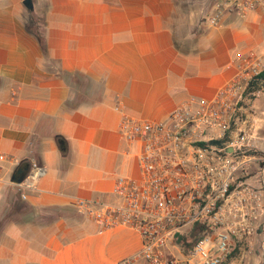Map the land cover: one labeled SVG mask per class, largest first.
<instances>
[{
	"label": "crops",
	"instance_id": "0c3cea01",
	"mask_svg": "<svg viewBox=\"0 0 264 264\" xmlns=\"http://www.w3.org/2000/svg\"><path fill=\"white\" fill-rule=\"evenodd\" d=\"M177 1L0 0V264H116L140 249L137 230L101 231L76 207L118 202V177L139 174L140 144L122 137V117L166 120L264 57V10L211 26L206 0L193 12ZM243 118L264 151V90ZM33 162L37 188L24 199L13 176ZM255 238L229 264H264Z\"/></svg>",
	"mask_w": 264,
	"mask_h": 264
},
{
	"label": "built area",
	"instance_id": "2783aa9c",
	"mask_svg": "<svg viewBox=\"0 0 264 264\" xmlns=\"http://www.w3.org/2000/svg\"><path fill=\"white\" fill-rule=\"evenodd\" d=\"M206 1L202 18L211 26L264 10V0ZM263 70L264 57L254 56L214 96H192L166 120L122 117V137L140 144L139 174L118 177V202L76 200L101 231L140 233V249L116 264H229L256 245V235L264 237V153L256 152L243 126L246 102L261 92L249 91L251 82ZM5 159L0 153V174ZM38 175L33 162L25 179L13 182L24 199L37 188Z\"/></svg>",
	"mask_w": 264,
	"mask_h": 264
},
{
	"label": "trees",
	"instance_id": "16d2710c",
	"mask_svg": "<svg viewBox=\"0 0 264 264\" xmlns=\"http://www.w3.org/2000/svg\"><path fill=\"white\" fill-rule=\"evenodd\" d=\"M33 25L34 24L28 23L27 24V27L29 28L30 31L37 33V36H38L39 40L41 41V43L43 44V47H44V38H43V35H42L41 32L35 30V28H34ZM259 90H261V91L264 90V70L260 74H258L255 77V79L251 82L250 89H249V91H251V92L252 91H259ZM256 152L257 153L259 152V154H260V151H256ZM198 233H199V230L196 229L193 232V235L195 236Z\"/></svg>",
	"mask_w": 264,
	"mask_h": 264
},
{
	"label": "water",
	"instance_id": "95a60500",
	"mask_svg": "<svg viewBox=\"0 0 264 264\" xmlns=\"http://www.w3.org/2000/svg\"><path fill=\"white\" fill-rule=\"evenodd\" d=\"M24 4L29 9H33L34 7L33 0H24ZM27 173H28V167L26 165L19 166L17 170L15 171V174L13 176V181L14 182L23 181Z\"/></svg>",
	"mask_w": 264,
	"mask_h": 264
},
{
	"label": "rangeland",
	"instance_id": "374dc122",
	"mask_svg": "<svg viewBox=\"0 0 264 264\" xmlns=\"http://www.w3.org/2000/svg\"><path fill=\"white\" fill-rule=\"evenodd\" d=\"M177 3L182 5L188 11L191 10V12H193L203 7L204 0H178ZM258 151H260V154L264 153L262 150L258 149Z\"/></svg>",
	"mask_w": 264,
	"mask_h": 264
}]
</instances>
